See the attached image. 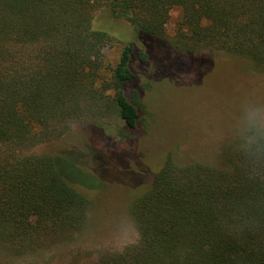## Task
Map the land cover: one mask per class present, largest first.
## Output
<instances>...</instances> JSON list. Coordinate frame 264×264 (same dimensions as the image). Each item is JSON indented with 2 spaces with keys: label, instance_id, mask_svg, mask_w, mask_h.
I'll return each mask as SVG.
<instances>
[{
  "label": "trees",
  "instance_id": "obj_1",
  "mask_svg": "<svg viewBox=\"0 0 264 264\" xmlns=\"http://www.w3.org/2000/svg\"><path fill=\"white\" fill-rule=\"evenodd\" d=\"M172 9L174 40L165 33ZM98 11L126 21L133 39L98 28ZM151 40L165 44V59L167 48H206L264 73V0H0V245L11 254L82 229L90 200L74 181L97 187V177L31 148L72 121L98 129L111 117L134 129L140 103L125 86L134 56L150 60ZM115 42L108 66L103 49ZM127 206L137 239L97 264H264V173L250 172L232 148L213 163L168 156Z\"/></svg>",
  "mask_w": 264,
  "mask_h": 264
},
{
  "label": "rangeland",
  "instance_id": "obj_2",
  "mask_svg": "<svg viewBox=\"0 0 264 264\" xmlns=\"http://www.w3.org/2000/svg\"><path fill=\"white\" fill-rule=\"evenodd\" d=\"M97 13L98 28L133 39L126 21L113 24L108 14ZM179 14L172 9L165 24L171 40L178 34ZM142 42L136 46H144ZM145 42L151 58L134 56L135 77L125 86L127 96L136 91L140 103L141 120L134 129L111 117L98 129L72 121L63 134L31 148L57 160L63 157L97 177V187L74 181L90 200L82 229L67 242L28 255H13L0 245V264H97L124 251L121 248L137 239L127 205L152 184L162 162L168 156L178 163L222 160L231 148L222 133L236 98L251 91L264 95V73L254 71L246 59L210 54L206 48L199 50L202 54L192 53L183 47L167 48L170 57L165 59L163 42ZM103 50L108 66H114L120 45L115 42ZM103 75L109 78V71Z\"/></svg>",
  "mask_w": 264,
  "mask_h": 264
},
{
  "label": "clouds",
  "instance_id": "obj_3",
  "mask_svg": "<svg viewBox=\"0 0 264 264\" xmlns=\"http://www.w3.org/2000/svg\"><path fill=\"white\" fill-rule=\"evenodd\" d=\"M222 134L250 172L264 173V95L238 96Z\"/></svg>",
  "mask_w": 264,
  "mask_h": 264
}]
</instances>
